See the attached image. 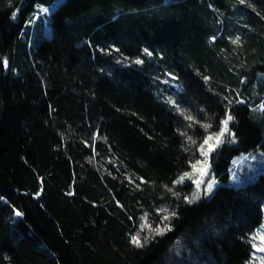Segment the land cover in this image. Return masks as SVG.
Instances as JSON below:
<instances>
[{
	"label": "trees",
	"instance_id": "trees-1",
	"mask_svg": "<svg viewBox=\"0 0 264 264\" xmlns=\"http://www.w3.org/2000/svg\"><path fill=\"white\" fill-rule=\"evenodd\" d=\"M52 1L0 0V264H251L264 173L226 182L264 152V0H63L31 37ZM229 115L192 204L176 182Z\"/></svg>",
	"mask_w": 264,
	"mask_h": 264
},
{
	"label": "rangeland",
	"instance_id": "rangeland-1",
	"mask_svg": "<svg viewBox=\"0 0 264 264\" xmlns=\"http://www.w3.org/2000/svg\"><path fill=\"white\" fill-rule=\"evenodd\" d=\"M63 0H54L49 5L38 4L36 5L35 11L32 13L30 21L27 23L26 29L31 31L38 25L47 36L50 35V17L52 12L61 4ZM47 9V11H43ZM32 37V36H31ZM229 123V122H228ZM224 129V128H223ZM228 129V125H227ZM229 131H224L223 135H211L207 137L208 143H203L200 146V159L198 158L193 164L192 169L186 173L180 175L178 180L183 177L182 182L176 184H185L191 182L195 185L194 194H197L198 198L193 200V195L187 197V201L194 204L201 202L202 200L209 199L211 195L214 194L215 190L223 185L221 181L215 178L211 170V161L210 157L214 150L219 147L224 140L229 135ZM230 136V135H229ZM211 137V139H208ZM217 137H219L217 139ZM264 173V152L258 151L253 154H243L234 159L232 168H231V177L227 185L233 187H241L249 183L251 180H254L258 174ZM177 180V181H178ZM209 184L212 185L209 190ZM162 209L157 210V214L160 215L159 222L156 225L150 223L147 216L142 217L139 229L136 231L135 235L138 234V238L142 243L146 242L149 238L155 236L156 234L164 233L168 228L170 215L167 210L161 211ZM164 210V209H163ZM168 216V219H164L165 216ZM159 230V231H158ZM134 235V236H135ZM147 238V239H145ZM252 243L254 246V253L252 256L251 264H264V225L255 231L252 235Z\"/></svg>",
	"mask_w": 264,
	"mask_h": 264
},
{
	"label": "snow or ice",
	"instance_id": "snow-or-ice-1",
	"mask_svg": "<svg viewBox=\"0 0 264 264\" xmlns=\"http://www.w3.org/2000/svg\"><path fill=\"white\" fill-rule=\"evenodd\" d=\"M241 2H243V0H241ZM43 11H47V9H44ZM149 54H150V53H149ZM136 62H137V63H141L142 61L137 60ZM4 63H5V65H6V64H7V61H4ZM262 107H264V106H262ZM231 119H232V117L229 115V116H227V118H226L224 121H222V123H223V125H224V129H223V131L220 133V135H223V132L228 130V129H227V125H228V122H229ZM218 138H219V137H217V139H218ZM208 139H211V137H209ZM205 143H208V140H207V139L205 140ZM185 175H187V173H186ZM182 180H183V177H181L180 180L177 181V183L182 182ZM208 187H209V190H210L211 187H212V185L209 184ZM196 198H198V196H197V194H194V195H193V200L196 199ZM190 202H191V201H190ZM161 211H165V210L162 209ZM17 215H20V213H17ZM173 215H174V213H173ZM168 218H169V217H168L167 215L164 217L165 220L168 219ZM158 231H159V230H158ZM131 239H132V242H133L136 246H138V247L142 246V244H141V242H140V240H139V238H138V234L135 235V236H133ZM145 239H147V238H145Z\"/></svg>",
	"mask_w": 264,
	"mask_h": 264
}]
</instances>
